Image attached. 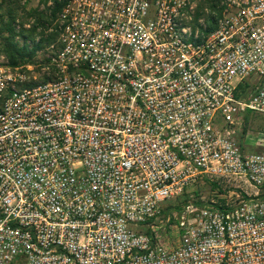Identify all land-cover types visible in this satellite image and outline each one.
Wrapping results in <instances>:
<instances>
[{"label":"built area","instance_id":"built-area-1","mask_svg":"<svg viewBox=\"0 0 264 264\" xmlns=\"http://www.w3.org/2000/svg\"><path fill=\"white\" fill-rule=\"evenodd\" d=\"M202 2L65 0L0 54V264H264V0Z\"/></svg>","mask_w":264,"mask_h":264},{"label":"trees","instance_id":"trees-1","mask_svg":"<svg viewBox=\"0 0 264 264\" xmlns=\"http://www.w3.org/2000/svg\"><path fill=\"white\" fill-rule=\"evenodd\" d=\"M64 2L65 0H53V8L47 6L45 9H30L27 12V17L35 18L30 27L25 26V21H17L18 10L22 8L25 11V6L19 5L15 8L8 6L6 11H3V3L0 2V47L11 64L20 65L30 61L34 62L37 52L56 39L55 32L45 34V31L49 29V25L62 9ZM207 2L208 5H212L211 0H207ZM17 37L22 41H19ZM175 207L180 209L181 206L175 205Z\"/></svg>","mask_w":264,"mask_h":264},{"label":"rangeland","instance_id":"rangeland-1","mask_svg":"<svg viewBox=\"0 0 264 264\" xmlns=\"http://www.w3.org/2000/svg\"><path fill=\"white\" fill-rule=\"evenodd\" d=\"M50 1H53V0H0V2L3 3V11H6L8 6H10L12 8H15L19 5L25 6V9H26L25 11L22 8H21V10H18V12H17V19L18 20L17 21L18 22L25 21L26 27H30V25L33 24L34 19H35L34 17H27V12L32 8L45 9L47 6H49ZM202 4L204 6L208 5L207 0H203ZM49 27H50V25H49ZM18 28H19V25H18ZM38 33H39V31H38ZM48 33H50V32L48 30H46L45 34H48ZM37 36L39 37V34H37ZM17 39L19 41H22L21 38H19V37H17ZM0 54H4V53H0ZM28 63H31V61ZM245 123H246V127L251 130L249 138H252V139H248V143L252 144L251 142L255 141L258 137L257 131H264V115L249 110L245 113ZM259 136L264 137V134L262 133ZM252 149L253 148L251 147L250 150H252ZM212 189H214V187L211 186L209 183H205L202 185H191L187 188V192L183 196H181L177 200H173V201L168 202L166 209H178L175 207V205L176 206L180 205L181 206L180 209H182V207L184 205H186L188 200L192 197L191 193L200 192L201 195H207L208 196L211 193Z\"/></svg>","mask_w":264,"mask_h":264}]
</instances>
